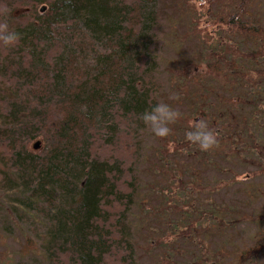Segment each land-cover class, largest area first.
Listing matches in <instances>:
<instances>
[{
    "label": "trees",
    "instance_id": "obj_1",
    "mask_svg": "<svg viewBox=\"0 0 264 264\" xmlns=\"http://www.w3.org/2000/svg\"><path fill=\"white\" fill-rule=\"evenodd\" d=\"M203 1L210 5L226 2L223 8L232 11L216 22L219 27L225 25L243 36L259 34L256 22L248 13L256 0ZM151 2L28 0L30 7L22 8L26 10L24 13L33 15L24 31L28 33L15 30L23 37L19 42L24 50L21 66L43 70L36 78L28 77L27 72L19 77L20 89L24 88L22 80L26 78L25 87L39 90L38 96H29L32 102L24 106L16 99L17 94L9 97V113H2L0 122L3 130L6 129L3 137L6 146L13 147L8 153L0 154V165L10 162V170L26 181L21 194L28 195L23 200L14 199L21 210L27 208L26 213L34 211L38 220H47L44 236L37 246V264H135V248L127 222L138 188L134 167L138 157L136 139L144 126L140 116L157 104L158 92L151 76L158 66L157 55L150 50L153 39L143 35L157 25L155 13L148 9ZM38 4L48 5V11L38 13L35 8ZM239 16L247 20L235 21ZM65 45L70 48L85 45L97 54L98 59L92 60L96 65H88L90 70L85 73L87 79L83 85L77 65L84 57L72 55L65 63L57 61L64 54ZM100 45L107 51L106 55L100 56L97 50ZM27 50L44 54L42 60L30 57ZM254 53L249 51L245 56L236 52L243 59ZM228 65L232 67L233 63ZM218 68L217 63H212L208 76L219 80ZM242 70L230 71L238 95L228 101L231 104L225 112L215 111L217 117L210 115L207 120L216 134L224 127L228 135L219 134L217 140L229 146L233 145L235 136L239 144L243 142L236 132L234 111L240 110L237 116L241 117V126L245 125L242 112L247 108L255 122L258 120L254 117L257 104L253 95L259 81L264 80V69L243 67ZM251 74L259 77L256 86L254 81L249 83ZM23 92L27 94L29 89L24 88ZM183 94L193 104L194 96L186 91ZM213 95L225 101L214 89ZM50 97L54 99L49 105ZM55 101L60 105L53 109L54 119L47 118ZM68 105L76 113L67 111ZM222 117L227 120V126L221 122ZM230 127L232 132L228 130ZM192 186L195 190L196 186ZM258 222L264 223V217H258ZM189 230L196 229L192 225ZM181 238L188 240L190 235L184 233ZM253 245L251 253L257 255L264 249V237ZM248 255L244 254L242 259ZM192 264H198L197 258Z\"/></svg>",
    "mask_w": 264,
    "mask_h": 264
},
{
    "label": "rangeland",
    "instance_id": "obj_2",
    "mask_svg": "<svg viewBox=\"0 0 264 264\" xmlns=\"http://www.w3.org/2000/svg\"><path fill=\"white\" fill-rule=\"evenodd\" d=\"M262 2L264 0H256L248 9L249 18L259 29L255 37L243 36L235 29L216 24L221 17L232 13L223 8L226 2L216 1L210 5L203 0H152L148 7L155 13L157 22L152 30L143 33L153 39L150 50L157 55L158 66L151 73L152 81L158 86L156 101L171 104L183 115L171 126L169 137L157 138L144 125L136 139L138 157L134 167L138 188L127 222L135 248V264H192L195 258H206L216 251L229 256L223 261L218 256L209 257L205 264H264V249L257 255L251 253L254 242L264 237V223L258 222V217H264L263 89H260V98L255 95L258 98L256 122L247 108L242 112L245 125L241 126V117L237 116L240 110L234 111L236 132L242 143L239 144L235 136L232 146L222 140L213 150L202 152L185 140V132L193 126L188 123L189 119L197 122L200 119L209 121L210 115L216 118L215 111L225 112L231 104L228 101L238 95L231 82V70L264 69ZM26 6H29L28 0H0V22L7 21L10 29L24 32L33 15L24 13L26 10L22 8ZM42 6H46L42 13L48 11V5L38 4L35 7L38 13ZM244 19L247 20L239 16L235 21L244 22ZM97 48L100 56L106 55L101 45ZM249 51L255 52L254 56L243 59L236 54L246 56ZM26 53L38 61L44 55L32 50ZM72 55L84 57L77 65L82 77L80 85H83L87 79L85 73L90 70L88 65H96L92 60L98 59L97 54L85 45L81 48L65 45L64 54L58 56L57 61L65 63ZM23 56L24 50L19 44L9 49L0 43V117L2 113H9V97L13 94L18 95L16 99L24 106L32 102L29 96L39 94V90L25 87L26 78L22 80V87L29 92L25 94L24 88L20 89L22 72L36 78L43 70L21 66L20 57ZM229 62L233 63L232 67ZM212 63L219 65V80L208 76ZM196 68H199L198 73ZM248 79L256 86L259 77L251 74ZM213 89L225 101L216 98ZM184 91L194 96L193 104L184 98ZM173 95L179 99H169ZM52 99L54 97H50L49 105ZM59 105L56 101L53 103L47 118H53V109ZM66 110L76 113L69 105ZM221 122L225 125L227 120L222 117ZM3 128L0 122V154L8 153L13 147L6 146L7 140L3 137L7 133ZM228 130L233 131L231 127ZM219 134L228 135L224 127L217 132ZM10 165V162L0 165V264H37V246L44 236L42 231L47 220H38L34 211L26 213L27 208L21 210L14 201L16 198L23 200L28 193L21 194L26 181L12 172ZM232 221L236 223L231 224ZM192 225L196 229L194 232L189 230ZM184 233L190 235L188 240L181 238ZM246 249L250 251L245 252ZM241 253L249 255L242 259L238 257Z\"/></svg>",
    "mask_w": 264,
    "mask_h": 264
},
{
    "label": "clouds",
    "instance_id": "obj_3",
    "mask_svg": "<svg viewBox=\"0 0 264 264\" xmlns=\"http://www.w3.org/2000/svg\"><path fill=\"white\" fill-rule=\"evenodd\" d=\"M22 38L21 33L10 29L7 21L0 22V43L5 48L11 49L16 47ZM169 99L178 100L179 97L173 95ZM182 115L178 108H174L169 103L160 102L151 108V110L144 111L140 119L155 137L163 139L172 134L171 126ZM185 140L192 145L198 146L202 152L211 151L218 144L217 134L209 128L208 122L204 119L195 122L192 128L185 132Z\"/></svg>",
    "mask_w": 264,
    "mask_h": 264
},
{
    "label": "flooded vegetation",
    "instance_id": "obj_4",
    "mask_svg": "<svg viewBox=\"0 0 264 264\" xmlns=\"http://www.w3.org/2000/svg\"><path fill=\"white\" fill-rule=\"evenodd\" d=\"M260 89H263V92H264V80L263 81L260 80L258 85H257V91H255V94H256L257 97H259ZM255 100H256V103L258 105V98H255ZM257 105H256V107H257ZM216 256H218L223 261L226 257L229 256V254L223 253L221 251H216L214 253H210L206 258H200V259L197 258V263L200 264L202 262V263L205 264V262H208L209 257L214 259ZM238 257H240V258L244 257V253L239 254ZM213 263H216V262L213 260ZM219 264H221V263H219Z\"/></svg>",
    "mask_w": 264,
    "mask_h": 264
},
{
    "label": "water",
    "instance_id": "obj_5",
    "mask_svg": "<svg viewBox=\"0 0 264 264\" xmlns=\"http://www.w3.org/2000/svg\"><path fill=\"white\" fill-rule=\"evenodd\" d=\"M44 8H45V7H42L40 11L43 12V11H44ZM38 147H39V145L36 144V145H35V149H38Z\"/></svg>",
    "mask_w": 264,
    "mask_h": 264
},
{
    "label": "bare ground",
    "instance_id": "obj_6",
    "mask_svg": "<svg viewBox=\"0 0 264 264\" xmlns=\"http://www.w3.org/2000/svg\"><path fill=\"white\" fill-rule=\"evenodd\" d=\"M245 123V122H244ZM214 129V128H213ZM262 167V166H261Z\"/></svg>",
    "mask_w": 264,
    "mask_h": 264
}]
</instances>
